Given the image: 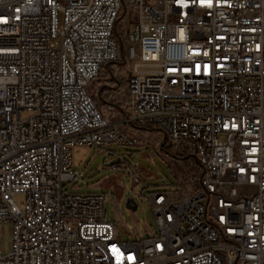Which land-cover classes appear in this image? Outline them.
Listing matches in <instances>:
<instances>
[{
    "label": "built area",
    "instance_id": "obj_1",
    "mask_svg": "<svg viewBox=\"0 0 264 264\" xmlns=\"http://www.w3.org/2000/svg\"><path fill=\"white\" fill-rule=\"evenodd\" d=\"M122 61L127 126L200 167L196 191L150 196L139 243L119 241L105 195L63 191L76 148L137 145L90 91ZM3 222L0 264H264V0H0Z\"/></svg>",
    "mask_w": 264,
    "mask_h": 264
},
{
    "label": "rangeland",
    "instance_id": "obj_2",
    "mask_svg": "<svg viewBox=\"0 0 264 264\" xmlns=\"http://www.w3.org/2000/svg\"><path fill=\"white\" fill-rule=\"evenodd\" d=\"M127 24V23H126ZM132 31V30H131ZM128 65L124 61L108 65L92 84L91 94L103 115L121 125L135 146L78 147L73 152V167L82 178L78 184L64 182L63 191L77 195H105L106 219L115 225L121 243H139L147 239V232H157L150 196L168 193L172 200L196 191L197 187L185 179L196 178L200 167L193 157L176 155L160 131L138 130L127 126ZM120 167L114 169V166ZM133 176L140 182L135 185ZM130 199L138 205L136 211L127 208ZM17 204L23 196H14ZM13 225L0 223V253L11 250Z\"/></svg>",
    "mask_w": 264,
    "mask_h": 264
},
{
    "label": "water",
    "instance_id": "obj_3",
    "mask_svg": "<svg viewBox=\"0 0 264 264\" xmlns=\"http://www.w3.org/2000/svg\"><path fill=\"white\" fill-rule=\"evenodd\" d=\"M127 208L131 209L132 211H136L138 209L137 203L134 201V199H130L127 202Z\"/></svg>",
    "mask_w": 264,
    "mask_h": 264
},
{
    "label": "crops",
    "instance_id": "obj_4",
    "mask_svg": "<svg viewBox=\"0 0 264 264\" xmlns=\"http://www.w3.org/2000/svg\"><path fill=\"white\" fill-rule=\"evenodd\" d=\"M127 84V83H126ZM128 98H129V94H128ZM130 99V98H129ZM128 103H129V101H128ZM190 194V193H189ZM186 195H188V194H186ZM186 195H184L183 197H185Z\"/></svg>",
    "mask_w": 264,
    "mask_h": 264
}]
</instances>
